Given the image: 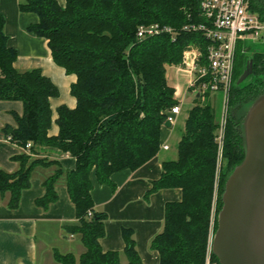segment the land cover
I'll list each match as a JSON object with an SVG mask.
<instances>
[{"label": "trees", "instance_id": "trees-1", "mask_svg": "<svg viewBox=\"0 0 264 264\" xmlns=\"http://www.w3.org/2000/svg\"><path fill=\"white\" fill-rule=\"evenodd\" d=\"M201 1L65 0L62 5L59 0H27L20 4L22 11L35 12L39 17L29 30L47 39L54 61L77 76L71 86L77 105L58 107L57 135L49 132L54 122L51 98L59 95L58 86L40 69L15 67L18 51L9 45L8 36L0 28V100L22 101L24 107L22 114L15 113L16 126L6 128L5 134L22 148L32 144L29 151L23 149L14 156L19 162L17 170L0 168V195L9 192L8 205L17 208L23 191L31 185L35 168L54 166V172L43 181L44 195L37 199L38 205L48 208L58 199L57 182L65 176L77 217L66 230L80 235L86 249L79 257L55 249L59 263L124 264L119 251H106L100 243L108 215L94 207L92 175L101 184H111L114 173L135 170L161 150L169 111L179 102L168 81L167 68L182 61L188 45L196 44L203 51L208 45L204 34L181 30L187 24L205 22ZM249 7L264 22V0H250ZM154 23L171 26L177 33L138 37L140 25ZM242 42L237 46L234 82L249 58L253 59L250 77L256 79L233 83L230 91L224 167L213 229L211 209L218 155L215 136L222 108L216 111L210 101H200L202 95H196L178 144V158L163 163L162 176L149 190L182 191L181 200L167 202L164 229L151 242L159 252L160 264H206L225 182L244 158L240 120L235 114L243 102L264 91V51L255 50L245 59ZM218 93L222 102L223 94ZM211 94L205 96L210 98ZM42 149L51 151L48 155L75 157V168L66 169L57 157L43 154ZM123 237L125 264H145L132 230L124 228ZM210 263L220 264L212 251Z\"/></svg>", "mask_w": 264, "mask_h": 264}, {"label": "crops", "instance_id": "crops-1", "mask_svg": "<svg viewBox=\"0 0 264 264\" xmlns=\"http://www.w3.org/2000/svg\"><path fill=\"white\" fill-rule=\"evenodd\" d=\"M26 1L0 0V28L8 36L9 45L18 51L15 67L19 70L40 69L58 86L59 95L51 98L54 122L49 132L50 135H57L58 107L67 105L74 108L77 105V99L71 93L77 76L67 73L54 61L47 39L29 30L39 17L35 12L21 10L20 4ZM59 2L65 4V0ZM183 107L184 104L176 122L163 128L161 150L148 162L135 170L114 173L111 184H101L95 174L92 175L94 207L108 215L106 232L100 243L106 251H119L124 264L127 263L124 228L132 230L142 261L145 264H160L159 252L152 248L151 242L164 229L167 202L181 200L182 191L179 188H162L149 193V190L153 181L162 176L163 163L178 158L182 135L176 139V147L171 140L175 138ZM23 109L22 101L0 100V168L9 172L18 169L19 162L14 156L20 154L23 148L6 136L5 129L16 126L15 113L22 114ZM163 145L169 147L164 148ZM42 152L48 155L51 151L42 149ZM48 156L57 157L66 169L76 166V158L69 154ZM54 169V166L35 168L31 185L23 191L20 204L15 209L8 205L9 192L0 195V264H61L54 257L55 249L62 253L72 252L77 257L85 251L80 235L66 230L68 224L77 222V217L65 176L57 182L58 199L48 208L37 204V199L45 193L43 181Z\"/></svg>", "mask_w": 264, "mask_h": 264}, {"label": "built area", "instance_id": "built-area-1", "mask_svg": "<svg viewBox=\"0 0 264 264\" xmlns=\"http://www.w3.org/2000/svg\"><path fill=\"white\" fill-rule=\"evenodd\" d=\"M249 4L250 0H202L205 22H193L183 26L181 30L204 34L208 41L207 48L203 51L198 45L190 44L184 50L182 61L172 65L175 66V70H179L187 77L188 90L195 96L218 92L223 94V107L215 136L218 148L215 189L224 167L228 101L234 81L237 46L240 41L254 40L264 32V22L250 10ZM162 33L175 35L177 32L171 26H161L158 23L140 25L137 30L139 38ZM173 87L179 102L169 111L167 120L171 123L176 122L183 106L180 100L181 86ZM8 138L11 140L10 136ZM31 146L29 142L23 149L29 151ZM163 147L169 146L163 145ZM89 215H92V212H89Z\"/></svg>", "mask_w": 264, "mask_h": 264}, {"label": "water", "instance_id": "water-1", "mask_svg": "<svg viewBox=\"0 0 264 264\" xmlns=\"http://www.w3.org/2000/svg\"><path fill=\"white\" fill-rule=\"evenodd\" d=\"M252 73L249 58L234 83L243 84ZM235 115L244 158L225 182L211 251L220 264H264V91L243 102Z\"/></svg>", "mask_w": 264, "mask_h": 264}, {"label": "rangeland", "instance_id": "rangeland-1", "mask_svg": "<svg viewBox=\"0 0 264 264\" xmlns=\"http://www.w3.org/2000/svg\"><path fill=\"white\" fill-rule=\"evenodd\" d=\"M241 45L244 47V55H245V59L252 55L254 53L255 50L258 51H264V32H262L256 39L252 40V39H247L246 41H243L241 43ZM175 66H168L167 68V78L169 83L171 84V86H177L180 85L182 92L180 95V100L183 102L184 107H183V111L180 115V122L177 125V129L175 130V138L172 141L173 144H175L176 147V139H178L184 132V126H185V120L186 117L188 116V111L189 108L192 106V104L194 103L195 100V94H193L192 92H190L188 90V83L189 80L187 79V77H185V75L180 72L179 70H175L174 68ZM234 80V79H233ZM234 83V81H233ZM219 96H221L219 93H213L211 94L210 98L207 96H202L200 98V101H210L212 103V105L215 107L216 111H219V108L223 107V101H220ZM221 114L218 113V116ZM217 177V176H216ZM220 183H221V177L219 179V182L217 184L216 189L214 188L213 191V200H212V209H211V230L213 229V225H214V219L216 216V210H217V203H218V199L220 196ZM213 234H211L212 236ZM212 238V237H211ZM75 252V250H74ZM77 252V251H76ZM206 264H212L210 263V247L208 246L207 249V255H206ZM215 264V263H213Z\"/></svg>", "mask_w": 264, "mask_h": 264}, {"label": "flooded vegetation", "instance_id": "flooded-vegetation-1", "mask_svg": "<svg viewBox=\"0 0 264 264\" xmlns=\"http://www.w3.org/2000/svg\"><path fill=\"white\" fill-rule=\"evenodd\" d=\"M255 79H256V78H254L253 76H252V77H249L248 80H247L245 83H247V82H249V81L252 82V81H254ZM261 86H262V85H261Z\"/></svg>", "mask_w": 264, "mask_h": 264}]
</instances>
